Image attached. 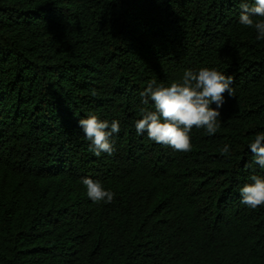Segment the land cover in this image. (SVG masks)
<instances>
[{
  "label": "trees",
  "instance_id": "obj_1",
  "mask_svg": "<svg viewBox=\"0 0 264 264\" xmlns=\"http://www.w3.org/2000/svg\"><path fill=\"white\" fill-rule=\"evenodd\" d=\"M238 3L0 0V264H264V207L238 193L264 174L247 151L264 131V41ZM201 67L233 80L220 130L194 127L189 153L137 136L147 83ZM88 113L120 121L113 156L87 150ZM83 177L113 201L91 202Z\"/></svg>",
  "mask_w": 264,
  "mask_h": 264
},
{
  "label": "clouds",
  "instance_id": "obj_2",
  "mask_svg": "<svg viewBox=\"0 0 264 264\" xmlns=\"http://www.w3.org/2000/svg\"><path fill=\"white\" fill-rule=\"evenodd\" d=\"M238 8L239 25L254 30L257 42L264 41V0H239ZM232 84V78L215 67L185 69L178 81L168 85L155 79L149 81L139 93L140 103L150 106L142 107L139 118L133 121L136 135H146L149 141L174 152H191L194 127L203 129L208 136H214L220 130L221 110L227 98L233 96ZM77 126L93 156L114 155V136L121 131L118 119L109 121L88 113L77 120ZM218 151L230 160L234 147L225 143ZM247 151L252 156L251 165L264 169V131L257 132L248 142ZM81 183L93 203H111L115 197V193L99 180L83 177ZM238 193L240 204L246 208L264 207V174H252L248 182L239 187Z\"/></svg>",
  "mask_w": 264,
  "mask_h": 264
}]
</instances>
